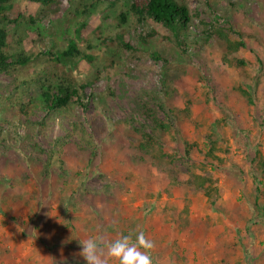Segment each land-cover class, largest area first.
<instances>
[{
  "label": "rangeland",
  "instance_id": "obj_1",
  "mask_svg": "<svg viewBox=\"0 0 264 264\" xmlns=\"http://www.w3.org/2000/svg\"><path fill=\"white\" fill-rule=\"evenodd\" d=\"M133 1L80 0L88 10L71 16L70 2L58 0L44 36L22 48L32 61L0 72L5 90L34 78L46 53L64 50L83 23L78 49L93 60L68 76L113 92L104 105L107 134L92 139V155L73 142L49 145L61 133L57 123L47 139L23 126L15 145L0 139V264H86L80 241L138 231L154 243L152 264H264V183L255 160L257 151L264 156V0H178L192 14L183 50L162 26L137 23ZM33 7L15 0L13 14ZM239 41L244 49L230 51ZM239 59L246 65L237 67ZM145 103L170 125L166 132H139L142 121L132 117ZM13 112L0 105L1 120ZM144 133L157 140L151 150ZM192 175L210 178L216 195L193 188Z\"/></svg>",
  "mask_w": 264,
  "mask_h": 264
},
{
  "label": "trees",
  "instance_id": "obj_2",
  "mask_svg": "<svg viewBox=\"0 0 264 264\" xmlns=\"http://www.w3.org/2000/svg\"><path fill=\"white\" fill-rule=\"evenodd\" d=\"M68 1L73 8L69 11L71 16L88 10L80 0H76L75 3L72 0ZM57 2L58 0H29V3L34 5L30 11L13 14L15 0H0V72L13 73L26 67L32 61L31 56L22 52V48L28 40L44 36L45 31L53 23L52 20H48L46 12ZM129 12L135 16L139 24L152 21L162 26L171 33L174 43L181 50L184 49L185 37L190 33L192 25V14L185 3L178 0H134L129 7ZM125 15L124 12L119 13L117 20L120 23L125 22ZM42 18L48 21L44 27H41ZM84 27L82 23L74 29L75 39H70L64 50L46 53L49 57L47 65L37 70L34 78H27L23 82L16 81L9 90L0 88V105L10 104L14 110L10 119H0V139L14 145L18 143L17 128L19 126L31 129L34 131L33 134L36 133L47 139L52 130V123H57V128L61 133L57 134L53 141L50 140L49 145L53 143V148L57 146L63 148L73 142L81 148L80 150L90 147L91 155L96 152V145L92 144V139H102L107 134L106 124L109 116L104 105L106 95H112L113 92L111 87L100 90L93 86L94 81L75 85L68 76L79 61L90 63L93 60L92 56L78 49L77 41ZM154 35L155 31L149 34V36ZM116 41L122 48L132 49L122 36H117ZM10 47L13 51L9 49ZM228 47H231V44ZM244 47L245 44L239 41L229 50L236 51ZM150 56L154 60L160 59L156 51ZM235 63L237 67L246 65V61L242 59L236 60ZM21 85L23 88L18 91ZM77 109L82 112V117L78 116ZM136 110L138 112L132 118L135 121H142L139 132L150 128L155 136L158 131L164 133L169 129L170 125L158 120L146 103L138 105ZM88 131L90 136H87ZM143 138L147 142L144 147L148 150L157 144L154 137L145 133ZM191 147L189 143L184 142L186 156H189ZM19 149L24 150L22 146H19ZM213 150L211 146L206 152L205 163L213 164ZM255 160L262 173L263 182L260 183L262 185L264 183V156L257 151ZM189 184L208 198L217 193V189L211 186L212 180L205 176L192 175ZM256 190L259 192L260 188L257 186Z\"/></svg>",
  "mask_w": 264,
  "mask_h": 264
},
{
  "label": "clouds",
  "instance_id": "obj_3",
  "mask_svg": "<svg viewBox=\"0 0 264 264\" xmlns=\"http://www.w3.org/2000/svg\"><path fill=\"white\" fill-rule=\"evenodd\" d=\"M79 243L81 245L79 256L86 264H109L110 261L113 264H152L150 250L154 248V243L143 231L120 235L114 241L96 237L84 239Z\"/></svg>",
  "mask_w": 264,
  "mask_h": 264
},
{
  "label": "crops",
  "instance_id": "obj_4",
  "mask_svg": "<svg viewBox=\"0 0 264 264\" xmlns=\"http://www.w3.org/2000/svg\"><path fill=\"white\" fill-rule=\"evenodd\" d=\"M8 262V261H7ZM5 264H7L6 262H5Z\"/></svg>",
  "mask_w": 264,
  "mask_h": 264
}]
</instances>
